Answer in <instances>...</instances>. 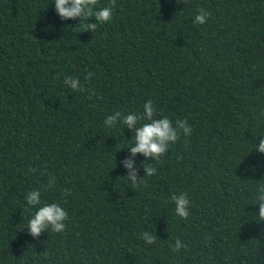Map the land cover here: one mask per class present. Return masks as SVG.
<instances>
[{
    "label": "trees",
    "instance_id": "obj_1",
    "mask_svg": "<svg viewBox=\"0 0 264 264\" xmlns=\"http://www.w3.org/2000/svg\"><path fill=\"white\" fill-rule=\"evenodd\" d=\"M104 6L112 18L91 32L52 0H0V264H264L254 199L264 167L248 168L264 164L251 148L264 134V0H96ZM201 7L210 15L193 24ZM147 99L192 131L159 162L137 153L138 178L146 163L156 173L133 186L121 163L132 133L103 120ZM33 188L63 203L62 233L28 234ZM181 191L187 218L169 200ZM176 237L185 247L172 252Z\"/></svg>",
    "mask_w": 264,
    "mask_h": 264
},
{
    "label": "clouds",
    "instance_id": "obj_2",
    "mask_svg": "<svg viewBox=\"0 0 264 264\" xmlns=\"http://www.w3.org/2000/svg\"><path fill=\"white\" fill-rule=\"evenodd\" d=\"M96 0H52L55 12L61 20L69 18L78 21L86 20L87 23L82 25V30H90L91 32L97 28L98 23L107 22L112 18L113 9L110 6L95 7ZM210 15L207 9L201 7L192 18L193 24H204L207 17ZM89 17H94L95 22H89ZM92 73H86L85 79L91 76ZM63 84L70 91H83L84 87L81 84L80 78L72 75L63 77ZM142 111H127L119 110L112 112L104 117L103 125L106 128H113L118 124L127 126L132 135L130 139L125 140L123 146L128 148L130 155L125 157L121 163L127 171V181L135 186L143 182V176H151L156 173V167L152 163L144 164V175L138 178L137 170L133 168L136 163L134 157L137 153L143 157H152L153 160L159 162L162 154L174 144L181 132L184 136L191 135V126L185 119L170 120L167 116L157 117L154 114V107L151 99L144 101ZM259 134V140L253 143L252 149L259 153H264V134ZM251 150L250 148L247 150ZM246 151V152H247ZM241 161V158L239 160ZM257 166L264 167V164L256 163L248 166L249 170H254ZM56 178L50 176L47 180V187L55 184ZM63 192L71 193V189L65 188ZM255 201L258 202L257 214L264 219V182L255 186ZM25 207L29 212L27 222L24 226L27 227L28 234L32 237H37L42 230L51 229L54 233H62L66 229V221L68 212L60 201H44L41 196L40 188H33L27 191L23 197ZM169 200L174 205V213L180 218H187L190 213V199L186 192H172L169 195ZM140 239L145 244H153L156 240V235L153 231L144 229L139 233ZM172 252H178L185 247L182 239L176 237L169 244Z\"/></svg>",
    "mask_w": 264,
    "mask_h": 264
}]
</instances>
